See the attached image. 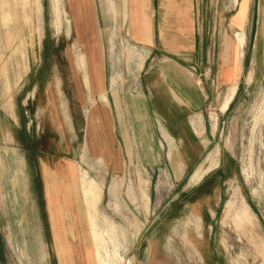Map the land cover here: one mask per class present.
<instances>
[{
	"label": "rangeland",
	"instance_id": "374dc122",
	"mask_svg": "<svg viewBox=\"0 0 264 264\" xmlns=\"http://www.w3.org/2000/svg\"><path fill=\"white\" fill-rule=\"evenodd\" d=\"M4 1L9 4L11 20L7 25L0 21V126L3 130L15 129V142L28 151L26 160L31 167L26 169L23 181L30 182L29 199L16 200L15 206L8 202V211L14 209L9 222L17 241H28L29 256L35 264L44 252L46 264H59V249L56 251L53 244L73 239L65 232L66 224L73 226L76 211L82 221L79 228L84 226V240L91 247L87 251L90 264H264V0H251V40H245L241 30L248 0L238 4L232 22L238 28L234 31L236 49H242L238 55L243 67L239 89L237 93V88L226 89L227 96L223 89L216 104L205 106V131L195 132L187 146L174 145V153H170V157L177 158L176 168L166 151L161 153L160 163L145 168L152 161L140 162L132 148L131 153L124 152L126 169L108 175L81 153L80 131L77 139L74 134L62 137L61 145L48 136L58 132L54 124L61 119L63 100L70 89L75 93L72 81L83 87L77 54H95L94 62L107 81V89L110 78L122 94L135 93L139 88L145 72H136L141 58L127 37L129 0H33V12L28 0ZM153 1L159 6L169 0ZM192 1L196 32L201 21L195 10L197 0ZM202 1L207 3V17L209 12L212 16L217 11L218 18L228 12L230 2L237 3L198 0ZM77 5L87 12L82 18L86 25L83 35L75 23ZM169 23L167 27L172 28ZM78 36L83 37L79 40ZM166 54L160 50L149 55L144 70L156 68L164 57L172 59ZM173 57L187 67L193 79L196 66L181 56ZM78 60L84 63L83 57ZM245 79L251 82L246 85ZM230 95L234 101L225 112L229 105L221 109ZM102 96L106 99L104 93L99 99ZM2 106L12 115L13 106L19 129L12 125ZM29 119L33 125L27 131ZM70 139L77 152L71 153ZM194 144L200 145L201 151H190ZM39 153L49 161L46 163L50 168L44 170L38 164ZM68 159L79 167L66 182L55 165ZM199 170L203 174L193 181V176L199 177ZM52 183L54 190L49 188ZM1 204L0 199V209ZM207 207H214L212 217ZM5 224L0 217V229ZM4 235L0 232V259L5 257ZM200 235L207 243L208 261H203L191 243L196 244ZM43 240L47 243L45 249L40 243Z\"/></svg>",
	"mask_w": 264,
	"mask_h": 264
},
{
	"label": "crops",
	"instance_id": "0c3cea01",
	"mask_svg": "<svg viewBox=\"0 0 264 264\" xmlns=\"http://www.w3.org/2000/svg\"><path fill=\"white\" fill-rule=\"evenodd\" d=\"M31 1L28 0V4H32L30 10L33 12L36 9L33 0ZM242 1L237 0L236 4L229 1L231 10L229 9L224 16L218 18L217 11H214L212 16V13L209 12L207 17V3L198 2L197 0L195 10L201 25L195 32L192 0H169V5H167L168 2H166V5L162 2L159 6H156L153 0H129L127 6L129 36L127 37L136 51L139 52L138 55L141 58L136 72H145L139 88L135 90V93L122 94V91L118 92L116 90L114 79L110 78L107 89V81L94 62L95 54L91 51L86 54L87 56L82 53L77 54L76 64L83 75V87H78L79 85L72 81L75 93L70 89V95L63 100L61 119H56L57 122L53 120L58 132H55L52 137L48 136V138H53L57 144L61 145L62 137L74 134L77 139L80 131L83 136L79 147L81 153L85 154V159H89L88 162L91 165L96 164L98 167L105 169L107 175L118 169H126L127 159L124 152H130L132 148L140 162L143 159L152 161L145 164V168H153L155 166L151 164L161 162L162 152L166 151L168 157H170V153H174V145L187 146L190 137L195 138V132L199 131L198 134H202L205 131L203 112L205 106L216 104L217 96L223 89L225 92L226 89L233 90L237 88L236 93L239 89L243 67L241 57L238 59V55L242 49L240 48L239 52L236 49L237 43L234 31L238 28L232 22V19L237 13L238 4ZM80 4L83 8L85 7L84 4ZM214 6L216 7V5ZM250 6L251 0H248L243 28L241 29L244 31L245 40L254 38V36H251L253 21L251 22V28H248ZM222 7L223 9L226 8L224 4ZM7 8H9V4L1 0L0 21L4 25H7L11 20ZM27 9H29L28 6ZM74 9L77 31L80 35H83L86 25L85 20L82 18L87 12L78 5ZM168 22H170L169 26H173L172 28L167 27ZM210 24H212L210 28L206 26ZM78 37L80 40L83 36ZM160 50L166 52V55L170 54L168 56L172 59L173 56H181L184 61H189L195 65L196 74L193 79L188 76V70L185 69L187 67H182L177 61L169 57L162 58L156 68L145 71V62L148 56L156 54ZM14 53L15 51L12 54ZM140 55L143 56V60ZM79 57L84 58V63L79 62ZM128 59L130 58L128 57ZM111 79L114 81L112 85L110 84ZM84 82L89 87L88 89ZM250 82L245 79L244 83L248 85ZM84 90L86 91L85 99ZM101 93L106 95V99H103L104 96L99 99ZM227 94L225 92L224 96H227ZM90 97L95 99H91L92 103L89 101ZM231 99L232 95L227 98L226 105L221 110H225L229 105L225 112L229 111L230 105L234 101V98L232 101ZM27 100L28 98L24 100V104L27 103ZM1 109L5 111L12 125L19 129V119L13 110V106V115L6 111L3 106ZM28 121L27 131L33 125L31 119ZM24 127L26 129V126L23 125ZM39 129L38 126L37 130L40 131ZM14 134L15 129L3 130L0 126V199L2 203L0 217L2 221L6 222L0 229V232L5 234L3 242L5 257L0 259V264H35V261L29 256L28 241L22 240L19 243L16 237L13 236L12 224L9 222L16 200L28 201L30 196V182H23L26 169L31 168L29 161L26 160L28 151L26 152V149L15 142ZM69 144L71 153L79 150L77 146L72 145L71 139ZM75 144L77 145V143ZM199 147L198 144L190 145V151L199 152L201 151ZM215 154L216 152L213 153V155ZM38 157L40 159L38 164L42 165V169L50 168L46 163L49 161H46L47 159L43 155L39 153ZM176 161V157H170L173 168L178 165ZM74 163V161L68 159L67 162H57L55 165L57 174L66 182L71 175H74L75 169L79 167L77 162V166H73ZM52 172L54 171L52 170ZM203 172L199 170V177L193 176L192 180L197 181L200 179ZM52 178L55 180L54 177ZM57 179L58 177H56ZM187 184L189 185L190 182ZM54 185H50L49 188L55 189ZM21 186H24V189ZM8 202L14 205L11 213L8 211ZM212 208L206 209L210 217L214 215ZM75 214L76 219L73 226L66 224L68 228L65 232L68 234L67 237L72 236L73 239L54 241L53 244L56 251L59 249V256L55 252L59 264H72V262L73 264H76V262L90 264L91 261L90 256L87 255V251L91 247L84 240V226L79 228L82 221L78 218L77 211ZM226 215L227 210H225L223 216ZM69 216L72 215L69 214ZM202 240L203 237L200 235L196 244L192 241L191 243L198 251L199 256L200 254L203 256V261H208L210 257L207 255L208 251H205L207 243ZM40 243L43 249L47 247L46 241L43 240ZM41 261L46 264V252L36 260V264H41Z\"/></svg>",
	"mask_w": 264,
	"mask_h": 264
},
{
	"label": "bare ground",
	"instance_id": "6f19581e",
	"mask_svg": "<svg viewBox=\"0 0 264 264\" xmlns=\"http://www.w3.org/2000/svg\"><path fill=\"white\" fill-rule=\"evenodd\" d=\"M243 4H244V3H243ZM242 6H243V5H242ZM240 15H241L240 17H242V14H240ZM241 21H242V20H241ZM241 21H240V22H241ZM58 217H59V216H58ZM59 231H60V230H59ZM73 250H74V249H73ZM65 253H66V252H65ZM72 264H73V262H72Z\"/></svg>",
	"mask_w": 264,
	"mask_h": 264
}]
</instances>
